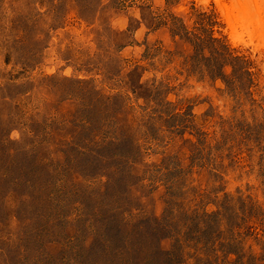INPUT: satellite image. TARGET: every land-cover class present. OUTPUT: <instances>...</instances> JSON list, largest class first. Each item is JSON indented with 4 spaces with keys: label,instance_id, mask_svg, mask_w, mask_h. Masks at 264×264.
<instances>
[{
    "label": "rangeland",
    "instance_id": "374dc122",
    "mask_svg": "<svg viewBox=\"0 0 264 264\" xmlns=\"http://www.w3.org/2000/svg\"><path fill=\"white\" fill-rule=\"evenodd\" d=\"M219 10L0 0V264H264V42Z\"/></svg>",
    "mask_w": 264,
    "mask_h": 264
},
{
    "label": "bare ground",
    "instance_id": "6f19581e",
    "mask_svg": "<svg viewBox=\"0 0 264 264\" xmlns=\"http://www.w3.org/2000/svg\"><path fill=\"white\" fill-rule=\"evenodd\" d=\"M215 1L232 33L241 30L247 36L264 42V0Z\"/></svg>",
    "mask_w": 264,
    "mask_h": 264
}]
</instances>
